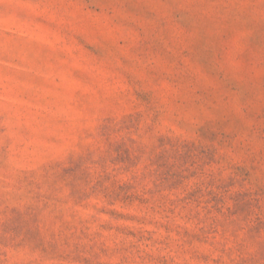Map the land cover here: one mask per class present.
Listing matches in <instances>:
<instances>
[{
    "label": "rangeland",
    "instance_id": "rangeland-1",
    "mask_svg": "<svg viewBox=\"0 0 264 264\" xmlns=\"http://www.w3.org/2000/svg\"><path fill=\"white\" fill-rule=\"evenodd\" d=\"M0 264H264V0H0Z\"/></svg>",
    "mask_w": 264,
    "mask_h": 264
}]
</instances>
